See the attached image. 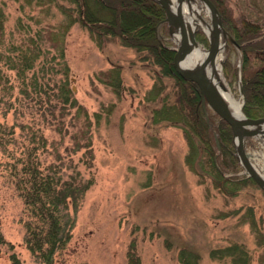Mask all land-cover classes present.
Returning a JSON list of instances; mask_svg holds the SVG:
<instances>
[{"label":"rangeland","instance_id":"obj_1","mask_svg":"<svg viewBox=\"0 0 264 264\" xmlns=\"http://www.w3.org/2000/svg\"><path fill=\"white\" fill-rule=\"evenodd\" d=\"M225 1L236 19L264 27V0ZM74 8L70 0H0V264H12L14 251L25 264H46L25 242L35 216L19 187L40 169L92 180L69 207L72 236L53 264H182L183 249L198 253V264H225L210 252L233 243L246 247L250 264H264V188L240 160L234 133L232 158L220 146L222 117L207 103L222 179L208 149L200 164L187 161L183 127L153 117L162 97L174 98L173 79L152 92L160 67L143 59L147 52L118 36L93 37L73 21ZM201 14L213 23L207 8ZM158 35L176 52L167 22ZM196 37L210 48L203 30ZM217 61L245 113L241 46L227 37ZM244 146L263 166V140L248 136Z\"/></svg>","mask_w":264,"mask_h":264},{"label":"trees","instance_id":"obj_2","mask_svg":"<svg viewBox=\"0 0 264 264\" xmlns=\"http://www.w3.org/2000/svg\"><path fill=\"white\" fill-rule=\"evenodd\" d=\"M76 10L73 21L88 26L99 40L109 35L118 36L160 67L152 89L161 95L160 81L167 76L174 81V98H161V106L153 111L155 122L170 121L183 127L190 144L187 161L202 162V152H209L212 166L219 179L222 171L216 166L213 126L201 100L199 85L179 74L174 66L175 51L158 35V27L166 17V10L155 0H70ZM222 14L224 27L235 37L243 50L242 82L245 94L244 111L250 117L264 116V27L249 18L239 21L225 0H213ZM162 82V81H161ZM212 118V117H211ZM220 146L226 155L235 158L231 148L233 130L225 120L219 126ZM219 144V143H218ZM29 167L28 165H26ZM37 171V170H36ZM218 179V178H217ZM25 182V184L23 183ZM92 180L63 179L45 174L40 169L29 173L19 183L21 193L35 220H29L25 242L31 252L46 264H53L56 252L65 247L72 236L75 220L69 210L78 203ZM0 241H3L0 234ZM210 255L227 259L225 264H250L249 251L242 244L233 243L211 250ZM12 264H25L17 253H11ZM182 264H198L200 256L191 250L180 252ZM137 264V263H133Z\"/></svg>","mask_w":264,"mask_h":264},{"label":"water","instance_id":"obj_3","mask_svg":"<svg viewBox=\"0 0 264 264\" xmlns=\"http://www.w3.org/2000/svg\"><path fill=\"white\" fill-rule=\"evenodd\" d=\"M159 2L164 9L166 10V18L163 22H168L169 30L171 33H175L176 30L182 32V40L178 43V46L175 48L176 52L174 55V66L179 74L184 78L195 81L201 90V100L204 107L208 105L213 108L225 121L230 124L234 137L239 136L238 140V154L239 158L244 164L246 170L251 176L257 181V183L264 188V177L259 174V172L253 167L249 156L245 150L244 142L248 136H255L259 133L258 128H250L251 125L260 126L264 123V116L260 117H249L244 112L245 118H237L231 113L229 106L225 98L217 90L214 83L205 73L204 67L209 61H215L218 55L219 40L217 39L214 43L211 41L209 48L208 57L202 62L201 67L197 69L188 68L183 66V60L191 52L193 44H198V39L196 37V32L191 31L187 28L184 14L182 12V5L184 0H179V5L175 9L172 8V0H156ZM206 4L210 14L213 25L215 27L221 26L226 37H228L236 46H239L235 38L226 30L222 21V14L219 11V8L213 2V0H203ZM224 90L226 86L222 84ZM243 105V104H242ZM218 140V139H217Z\"/></svg>","mask_w":264,"mask_h":264},{"label":"bare ground","instance_id":"obj_4","mask_svg":"<svg viewBox=\"0 0 264 264\" xmlns=\"http://www.w3.org/2000/svg\"><path fill=\"white\" fill-rule=\"evenodd\" d=\"M179 5V0H172V8L176 10ZM207 8L206 4L203 0H184L182 5V12L185 17V21L187 24V28L189 33L191 31L196 32L197 30H203L214 43L217 39L219 40V47H218V55L216 60L209 61L205 67V73L214 83L217 90L221 93V95L225 98L229 109L233 116L237 118H245L242 110V104L235 98L233 93L230 90H224L222 87V78H221V68L220 64L218 63L217 59L219 54L224 51V46L226 43V35L221 26L215 27L213 23H209L206 19L202 17V9ZM208 10V8H207ZM209 12V10H208ZM175 39L177 42L180 43L182 40V32L176 30L174 33ZM209 49L202 48L199 43L193 44L191 52L187 55V57L183 60V66L188 68L197 69L201 67L202 62L208 57ZM250 128H258L260 131L257 134L264 142V123L260 126L251 125ZM237 142L239 140V136L236 137ZM246 140V139H245ZM253 167L264 177V165L261 166L258 163L252 161Z\"/></svg>","mask_w":264,"mask_h":264}]
</instances>
